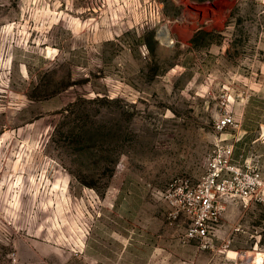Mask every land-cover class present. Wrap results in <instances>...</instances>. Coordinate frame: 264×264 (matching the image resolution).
<instances>
[{
	"label": "rangeland",
	"instance_id": "obj_1",
	"mask_svg": "<svg viewBox=\"0 0 264 264\" xmlns=\"http://www.w3.org/2000/svg\"><path fill=\"white\" fill-rule=\"evenodd\" d=\"M218 145L264 173V0H0V264H264V201L188 234Z\"/></svg>",
	"mask_w": 264,
	"mask_h": 264
},
{
	"label": "built area",
	"instance_id": "obj_2",
	"mask_svg": "<svg viewBox=\"0 0 264 264\" xmlns=\"http://www.w3.org/2000/svg\"><path fill=\"white\" fill-rule=\"evenodd\" d=\"M233 123V117L225 113L214 127L221 131ZM232 149L231 145H218L212 152L207 172L197 185V203L202 213L189 229L190 236L207 235V221H215L218 217L216 203L219 198L264 201V173L255 168L235 166Z\"/></svg>",
	"mask_w": 264,
	"mask_h": 264
},
{
	"label": "bare ground",
	"instance_id": "obj_3",
	"mask_svg": "<svg viewBox=\"0 0 264 264\" xmlns=\"http://www.w3.org/2000/svg\"><path fill=\"white\" fill-rule=\"evenodd\" d=\"M255 258V260L259 259L260 258V255L259 254H256L255 256H253Z\"/></svg>",
	"mask_w": 264,
	"mask_h": 264
},
{
	"label": "crops",
	"instance_id": "obj_4",
	"mask_svg": "<svg viewBox=\"0 0 264 264\" xmlns=\"http://www.w3.org/2000/svg\"><path fill=\"white\" fill-rule=\"evenodd\" d=\"M242 202L247 203V201H242ZM248 202H249V201H248ZM250 202H252V200H251Z\"/></svg>",
	"mask_w": 264,
	"mask_h": 264
},
{
	"label": "water",
	"instance_id": "obj_5",
	"mask_svg": "<svg viewBox=\"0 0 264 264\" xmlns=\"http://www.w3.org/2000/svg\"><path fill=\"white\" fill-rule=\"evenodd\" d=\"M159 33H161V31Z\"/></svg>",
	"mask_w": 264,
	"mask_h": 264
}]
</instances>
